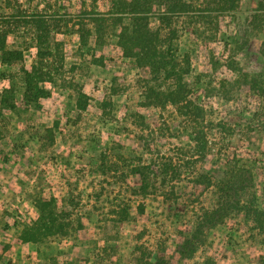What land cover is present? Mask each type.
I'll list each match as a JSON object with an SVG mask.
<instances>
[{"label":"rangeland","instance_id":"374dc122","mask_svg":"<svg viewBox=\"0 0 264 264\" xmlns=\"http://www.w3.org/2000/svg\"><path fill=\"white\" fill-rule=\"evenodd\" d=\"M186 1L188 11L173 20V42L188 63L189 113L206 125L203 157L192 152L185 116L170 104L149 105L114 32L79 44L78 23H89L81 10L91 0H0L4 48L21 51L7 62L0 52V264H138L160 249L173 264H258L264 256L262 236L236 209L204 230L191 255L176 251L196 214L215 203V187L197 182L199 174L245 167L264 208V8L259 0ZM34 13L47 20L51 55L38 54L45 45L24 21ZM33 63L45 74L25 95L22 69ZM168 162L166 172L157 168ZM139 165L156 183L141 194L132 172ZM40 200L66 226L22 241Z\"/></svg>","mask_w":264,"mask_h":264},{"label":"trees","instance_id":"16d2710c","mask_svg":"<svg viewBox=\"0 0 264 264\" xmlns=\"http://www.w3.org/2000/svg\"><path fill=\"white\" fill-rule=\"evenodd\" d=\"M223 1L236 3V0ZM99 3L110 5L102 12V9H97ZM91 4L90 9L81 10L89 23H78L76 30L79 44L86 46L90 40L96 42L98 39L101 40L104 34L114 32L116 46L124 56L133 58L139 71V79L147 86L151 98L148 101L149 105L165 107L166 104H170L179 115L185 116V121L190 125L193 142L192 152L203 157L208 147L206 125L203 124L202 116L199 118L196 117L199 116L197 113H189L190 110L188 109L191 107L184 81L188 63L180 62L177 47L173 42V37L176 35L175 26H173L174 17L187 12L189 3L186 0H91ZM259 4L261 8H264V2L259 0ZM27 19L24 21L30 22L31 27H33V38L37 45L39 47L45 45L44 49L41 47L38 50V54L41 56L51 55L52 45L49 41L51 36H49L47 20L39 13L31 14L27 16ZM154 19L156 20L155 25H153ZM4 37L5 31L0 33L1 60L7 62L20 58V50L9 51L4 48ZM53 38L54 36H52ZM261 53L264 57V45ZM234 68L237 70L236 67ZM22 71L24 93L27 95L34 80H36L35 78L42 80L45 73L41 66L35 63L31 65L30 70L22 69ZM237 72L241 75L245 74L242 73V70ZM159 80L162 81L163 85L157 89L152 84ZM40 92L44 93L42 90ZM166 160L172 162V156ZM169 162L158 164L157 168L166 172L168 168L166 165L170 164ZM178 166L181 165L178 164ZM142 169L143 166L139 165L132 171L134 175L140 178V185L137 188L138 194L156 184L154 180L145 178ZM199 176H202V180L196 179L197 182L207 187H215V203L210 208H202L196 214L192 229L181 236L176 251L181 256L191 255L202 243L204 230L221 224L232 209L242 212L246 219L252 222L253 228L262 236L261 240L264 245V208H260L256 204L255 193L252 190L253 177L250 171L246 170L245 167L226 164L224 167L217 168L216 176L210 174H199ZM159 184L160 182L157 183V185ZM262 191H264V185ZM231 194L237 195L233 201ZM49 205L48 200H40L37 203L39 215L32 225L22 230L20 236L22 241H37L42 235L60 233L64 230L65 222L58 218L55 211L48 208ZM139 211L142 212V207L139 208ZM173 263V256L167 253L165 249L156 251L148 259H144L142 256L138 257V264ZM258 264H264V256L259 258Z\"/></svg>","mask_w":264,"mask_h":264}]
</instances>
